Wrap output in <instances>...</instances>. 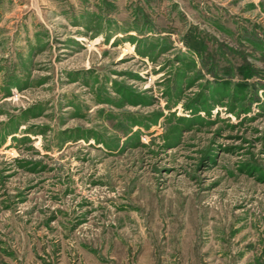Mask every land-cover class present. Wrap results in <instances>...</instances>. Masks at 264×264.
<instances>
[{
    "label": "rangeland",
    "instance_id": "1",
    "mask_svg": "<svg viewBox=\"0 0 264 264\" xmlns=\"http://www.w3.org/2000/svg\"><path fill=\"white\" fill-rule=\"evenodd\" d=\"M0 264H264V0H0Z\"/></svg>",
    "mask_w": 264,
    "mask_h": 264
}]
</instances>
